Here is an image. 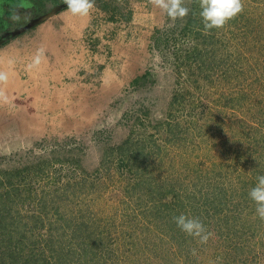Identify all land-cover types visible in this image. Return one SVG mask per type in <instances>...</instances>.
Wrapping results in <instances>:
<instances>
[{
    "label": "rangeland",
    "instance_id": "obj_1",
    "mask_svg": "<svg viewBox=\"0 0 264 264\" xmlns=\"http://www.w3.org/2000/svg\"><path fill=\"white\" fill-rule=\"evenodd\" d=\"M28 1L5 0L0 13V58H14L4 71L20 75L0 103V209L17 194L21 231L52 238L48 250L67 245L60 257L79 225L123 264H264V221L248 196L264 175V0H243V12L209 35L197 0L174 24L149 0H95L81 37L82 24L59 18L64 4ZM39 48L45 58L29 69L23 59ZM177 192L211 236L185 243L174 230L157 252L162 205Z\"/></svg>",
    "mask_w": 264,
    "mask_h": 264
},
{
    "label": "trees",
    "instance_id": "obj_2",
    "mask_svg": "<svg viewBox=\"0 0 264 264\" xmlns=\"http://www.w3.org/2000/svg\"><path fill=\"white\" fill-rule=\"evenodd\" d=\"M51 1H53L54 3L60 2L64 4L63 0ZM64 8H66L65 4ZM209 38L211 39V37ZM169 126L170 130H175L177 127L176 125L174 126V124H171ZM179 134L181 135L180 132L172 134L176 141L180 139L178 136ZM159 150L161 151V149H159L158 147L157 151ZM128 158V160H131V157ZM128 160L119 161L117 165H114L115 169L122 170L124 167L129 166L130 163H128ZM111 169V166H104L103 168H101V171H104L105 173H111ZM72 187V189L74 190L75 186ZM74 193H76V191ZM2 199L3 196H0V200ZM20 201L21 200L17 194L8 193L3 201L4 208L3 210L0 209V264H75L73 263L74 258H79V256L81 255L82 257L89 256V260L82 261L81 264H116V262L117 264H123V262H126V260L122 261L121 259H119L121 257H119L118 255H112L113 250L111 248L107 249L109 248L107 247L108 245H101V242H98L97 235L94 232H90L88 231V229L83 230L82 226L79 225H70V229L72 231L71 233L73 235L69 241L70 243H73L76 246L71 249L69 248L68 251L63 252V257H60L62 255L61 252L64 251L67 245L60 247V251L57 249L48 250L49 246L53 243L52 238H50L49 240L39 239V241L37 239H28L27 230L25 231V233H23L19 225L22 220L26 219L25 216H22L23 213H20V210L17 208V205L20 203ZM184 207L185 206L183 205L181 192H177L175 194V201L173 203L167 202L162 205L161 212H164V214L166 215H162L160 220H158V222L160 223L157 224V230L153 234L155 239L161 242L157 246L155 251L159 252L158 250L163 249L161 253L165 252L166 248L161 245L165 244H163V241L164 239H167L165 238L166 234L175 233L174 230H176L178 233L177 238L184 239L183 242L187 243L188 236L185 235L173 221V217L178 216L180 214H185L189 216L188 212L186 211V209H184ZM194 212H192V217L195 216L196 218H198L197 213ZM35 216L36 217L32 216L31 218L33 221L32 223H35V229H37L40 228L38 224L42 222L43 217H41L40 215ZM54 225L55 223L50 224L49 226L50 228H54ZM23 227L26 228L27 226L23 225ZM229 230L234 231L233 233H235L237 239L241 238V235H246L248 236V238L250 237L248 228L246 226L243 228L236 227L235 230L230 226ZM31 235L35 236V233H32ZM246 240L242 241V244L238 247V249H243V247L245 246L243 244H245ZM146 243L144 241L143 245L147 248L148 244ZM83 245L86 247H80ZM59 253L61 254L57 256L56 254ZM52 259L54 262H52Z\"/></svg>",
    "mask_w": 264,
    "mask_h": 264
},
{
    "label": "clouds",
    "instance_id": "obj_3",
    "mask_svg": "<svg viewBox=\"0 0 264 264\" xmlns=\"http://www.w3.org/2000/svg\"><path fill=\"white\" fill-rule=\"evenodd\" d=\"M66 5L65 13L72 17L88 18L95 9V0H63ZM121 0H118V3ZM190 2V0H189ZM150 5L165 14L172 24L177 20L183 21L190 12V8L186 6V0H149ZM199 8V16L203 26V34L209 35L213 30H221L225 28L232 20H234L244 10L243 0H197ZM19 19L17 13L14 17ZM43 48L37 49L32 63L28 65L29 69L38 67L44 56ZM12 63L11 60L8 61ZM9 81V74L0 71V103H9L5 94V87ZM256 184L248 193L249 199L255 205V214L264 221V175L256 177ZM176 226L187 236L197 240L201 245L206 244L211 236L206 226L199 218L190 217L180 214L173 217ZM195 255V249L192 250Z\"/></svg>",
    "mask_w": 264,
    "mask_h": 264
},
{
    "label": "crops",
    "instance_id": "obj_4",
    "mask_svg": "<svg viewBox=\"0 0 264 264\" xmlns=\"http://www.w3.org/2000/svg\"><path fill=\"white\" fill-rule=\"evenodd\" d=\"M15 2H18L19 4L20 3H23V5H25V6H27V3L29 2L28 0H14ZM28 1V2H27ZM3 2H5V0H0V13H1V8H2V6H4L3 4ZM59 18H63L64 20H66V19H72V18H74L75 20H76V22L78 21L80 24H85V25H81V28L77 31V33H79L78 34V36L77 37H81V35L83 36V33H84V28H86L87 26H88V22H90L91 21V18L90 17H88V18H79V17H72L71 15H68V14H66L65 13V10H63L62 12H61V14L59 15ZM73 34H74V36H76V30H74V32H73ZM49 41H50V46H51V48H53L54 50H56V52L58 53V45L60 44V41H59V38L57 39V40H55L54 38H50L49 39ZM33 42V41H32ZM36 41L34 42V43H32V45L35 47L36 46ZM25 47V46H24ZM33 47H30V48H26L25 47V49H28V50H31ZM56 48V49H55ZM36 49V48H35ZM23 52H25V50H23ZM26 53H27V50H26ZM22 54L24 55V53H17V55H18V58L17 59H20L21 58V56H22ZM33 52H28L27 53V55L28 56H26L25 57V59H23L25 62H31V60H33ZM21 55V56H20ZM26 55V54H25ZM35 56V55H34ZM12 57H14V56H12ZM12 59L14 60V58H8V59H1L0 58V71H4L5 69V67L6 66H10V64L8 63V61L9 60H11L12 61ZM5 66V67H4ZM20 75H19V73H17L16 74V72H15V80H11V76H10V74H9V82L12 84V86H14V88L17 90L18 88H19V81H20V77H19ZM12 81V82H11ZM8 86H6L5 88H7ZM15 90V91H16ZM8 91V90H7ZM19 91V90H18ZM30 91H32V88H30L29 89V92ZM26 92V91H25ZM5 93H6V89H5Z\"/></svg>",
    "mask_w": 264,
    "mask_h": 264
},
{
    "label": "water",
    "instance_id": "obj_5",
    "mask_svg": "<svg viewBox=\"0 0 264 264\" xmlns=\"http://www.w3.org/2000/svg\"><path fill=\"white\" fill-rule=\"evenodd\" d=\"M53 13H50V14H47L43 17H40L38 19H34L30 24L26 25L25 27L19 29L18 31H16V33L14 35H18L20 34L21 32H24L26 29L30 28L31 26L35 25V24H38L39 22L49 18Z\"/></svg>",
    "mask_w": 264,
    "mask_h": 264
}]
</instances>
